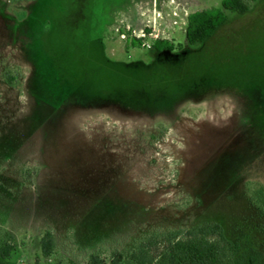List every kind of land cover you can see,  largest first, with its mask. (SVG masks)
<instances>
[{"label": "rangeland", "instance_id": "374dc122", "mask_svg": "<svg viewBox=\"0 0 264 264\" xmlns=\"http://www.w3.org/2000/svg\"><path fill=\"white\" fill-rule=\"evenodd\" d=\"M247 1L202 50L217 88L151 117L38 102L29 35L64 38L71 6L41 0L26 25L36 0H0V246L14 248L0 264L109 263L150 235L206 222L240 245L236 264H264V207L253 200L264 189V0ZM222 2L98 0L93 14L109 21L110 59L149 63L157 40L187 46L188 16ZM48 230L52 258L41 251Z\"/></svg>", "mask_w": 264, "mask_h": 264}, {"label": "trees", "instance_id": "16d2710c", "mask_svg": "<svg viewBox=\"0 0 264 264\" xmlns=\"http://www.w3.org/2000/svg\"><path fill=\"white\" fill-rule=\"evenodd\" d=\"M36 0L26 25L36 20ZM71 6L72 20L64 24V38L51 36L46 29L30 36L28 53L35 68L34 96L56 111L64 108L106 109L115 107L127 113L157 116L173 111L188 100H203L214 91L221 73L213 68L207 53V42L229 20V14L244 15L250 11L247 0H223L220 8L196 11L188 16L187 46L157 40L151 50V62H123L110 59L105 50L102 30L109 24L97 22L93 7L98 0H63ZM259 2L263 0H251ZM101 21V20H99ZM57 26L53 25L52 30ZM142 39L133 38L131 46L142 47ZM259 117L264 116V99ZM254 202L264 207V189ZM240 245L230 240L223 226L206 222L189 229L155 233L138 241L128 253L115 252L109 263L91 256L90 264H236ZM45 258H52L56 243L52 231L41 239ZM14 248L0 246V259L10 260Z\"/></svg>", "mask_w": 264, "mask_h": 264}, {"label": "built area", "instance_id": "2783aa9c", "mask_svg": "<svg viewBox=\"0 0 264 264\" xmlns=\"http://www.w3.org/2000/svg\"><path fill=\"white\" fill-rule=\"evenodd\" d=\"M176 24V23H175ZM143 46H146L145 44H143Z\"/></svg>", "mask_w": 264, "mask_h": 264}]
</instances>
